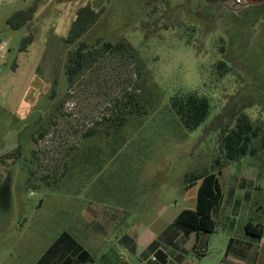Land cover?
<instances>
[{
    "label": "rangeland",
    "instance_id": "rangeland-1",
    "mask_svg": "<svg viewBox=\"0 0 264 264\" xmlns=\"http://www.w3.org/2000/svg\"><path fill=\"white\" fill-rule=\"evenodd\" d=\"M34 1L0 0V264L40 263L79 216L116 229L114 240L134 225H170L196 208L200 181L188 179L202 173L218 174L228 212L264 229V148L255 139L253 154L228 160L222 147L242 115L264 130L258 7L41 0L33 20L12 29L7 19ZM86 5L99 17L69 44ZM103 40L126 50L103 52ZM81 42L98 53L70 85L66 63ZM191 93L208 98L210 112L189 130L171 99ZM206 236L203 263L217 264L231 231L218 223Z\"/></svg>",
    "mask_w": 264,
    "mask_h": 264
},
{
    "label": "crops",
    "instance_id": "crops-1",
    "mask_svg": "<svg viewBox=\"0 0 264 264\" xmlns=\"http://www.w3.org/2000/svg\"><path fill=\"white\" fill-rule=\"evenodd\" d=\"M223 206L216 213L217 228L218 223L225 226L232 237L217 264H258L264 235L259 238L247 233L246 225H255L252 220L239 219L238 208L228 212ZM177 217L155 230L153 224L134 225L124 237L114 240L116 229L108 231L106 225H94L96 220L79 216L38 264H204L206 235L211 233L188 229L176 222Z\"/></svg>",
    "mask_w": 264,
    "mask_h": 264
},
{
    "label": "trees",
    "instance_id": "trees-1",
    "mask_svg": "<svg viewBox=\"0 0 264 264\" xmlns=\"http://www.w3.org/2000/svg\"><path fill=\"white\" fill-rule=\"evenodd\" d=\"M40 1L35 0L27 8L13 13L7 19V24L14 30L26 27L33 20ZM98 17L99 13L90 5L79 7L65 41L69 44L75 43L96 22ZM29 40L28 37L23 39L22 49L29 44ZM101 41L102 39H98L96 44H100ZM88 48V43L81 42L68 56L65 72L70 85L96 60L98 50L94 51ZM101 50L103 52H123L126 50V46L123 43L114 45L103 40ZM138 105V101H135L134 106ZM138 107L135 108L136 112L139 111ZM171 107L180 123L185 128L192 130L207 118L210 112V101L208 98L194 93L183 96L177 95L172 97ZM44 134L45 131H41L40 135L43 136ZM255 139H259L261 148H264V130L262 126L255 125L248 116L242 115L235 127L223 134L222 147L226 151L228 160H236L244 155L253 154L254 149L252 146ZM198 180L200 184L197 192L196 208L183 210L178 215L176 222L191 230L214 233L217 229L216 213L224 200L220 179L218 174L214 172L202 173L188 179L190 183ZM246 231L259 238L264 235L261 224L253 226L248 223Z\"/></svg>",
    "mask_w": 264,
    "mask_h": 264
},
{
    "label": "flooded vegetation",
    "instance_id": "flooded-vegetation-1",
    "mask_svg": "<svg viewBox=\"0 0 264 264\" xmlns=\"http://www.w3.org/2000/svg\"><path fill=\"white\" fill-rule=\"evenodd\" d=\"M256 1H264V0H256ZM203 2H206V4L208 5L223 4V7H226V8L231 7L233 11H236V12L241 11L245 8L258 7L256 8L255 15L258 19L264 20V2L260 4H250V5H247L245 0H203ZM199 4L201 6L202 3H200L199 1Z\"/></svg>",
    "mask_w": 264,
    "mask_h": 264
},
{
    "label": "water",
    "instance_id": "water-1",
    "mask_svg": "<svg viewBox=\"0 0 264 264\" xmlns=\"http://www.w3.org/2000/svg\"><path fill=\"white\" fill-rule=\"evenodd\" d=\"M247 5L250 4H260L263 3L264 1H256V0H245Z\"/></svg>",
    "mask_w": 264,
    "mask_h": 264
}]
</instances>
